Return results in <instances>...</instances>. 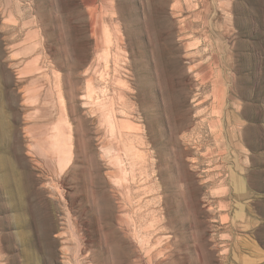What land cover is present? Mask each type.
I'll list each match as a JSON object with an SVG mask.
<instances>
[{
	"label": "rangeland",
	"instance_id": "rangeland-1",
	"mask_svg": "<svg viewBox=\"0 0 264 264\" xmlns=\"http://www.w3.org/2000/svg\"><path fill=\"white\" fill-rule=\"evenodd\" d=\"M0 264H264V0H0Z\"/></svg>",
	"mask_w": 264,
	"mask_h": 264
}]
</instances>
